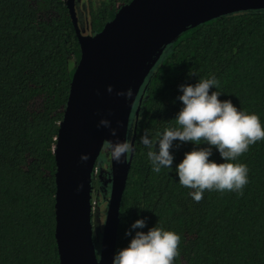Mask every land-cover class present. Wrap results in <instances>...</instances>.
Returning <instances> with one entry per match:
<instances>
[{
  "label": "trees",
  "instance_id": "16d2710c",
  "mask_svg": "<svg viewBox=\"0 0 264 264\" xmlns=\"http://www.w3.org/2000/svg\"><path fill=\"white\" fill-rule=\"evenodd\" d=\"M130 1L91 4L89 32ZM80 56L66 0H0V264H60L54 149ZM131 124L114 264H264V9L175 38Z\"/></svg>",
  "mask_w": 264,
  "mask_h": 264
},
{
  "label": "water",
  "instance_id": "95a60500",
  "mask_svg": "<svg viewBox=\"0 0 264 264\" xmlns=\"http://www.w3.org/2000/svg\"><path fill=\"white\" fill-rule=\"evenodd\" d=\"M81 47L55 145V213L60 264H114L119 212L131 166L128 138L140 90L165 48L189 27L221 15L264 9V0H131L95 34L66 0ZM110 150L107 215L96 252L91 185Z\"/></svg>",
  "mask_w": 264,
  "mask_h": 264
},
{
  "label": "rangeland",
  "instance_id": "374dc122",
  "mask_svg": "<svg viewBox=\"0 0 264 264\" xmlns=\"http://www.w3.org/2000/svg\"><path fill=\"white\" fill-rule=\"evenodd\" d=\"M83 0H77V16L79 19L80 26L85 33L87 32V27L85 23L84 10L82 7ZM87 3V8L91 4H97L100 0H85ZM136 114V113H135ZM136 117L133 116L132 123H134ZM130 125V129L132 128ZM130 135V133H129ZM128 144L130 147V136L128 138ZM97 166L95 167V174L97 175L100 185L98 189L92 192V218H93V230H94V240L96 252L99 254L100 244H101V233L104 227L106 215H107V205L105 197L109 196L110 192V180H111V164H110V150L108 144H105L97 161Z\"/></svg>",
  "mask_w": 264,
  "mask_h": 264
},
{
  "label": "flooded vegetation",
  "instance_id": "af4514ba",
  "mask_svg": "<svg viewBox=\"0 0 264 264\" xmlns=\"http://www.w3.org/2000/svg\"><path fill=\"white\" fill-rule=\"evenodd\" d=\"M86 5H87L86 1L83 0L82 1V7H83V10H84V17H85V23H86V27H87V32H89V9L87 8ZM90 6H89V8H90ZM75 7H76V11H77V0H75ZM89 33H91V32H89Z\"/></svg>",
  "mask_w": 264,
  "mask_h": 264
}]
</instances>
